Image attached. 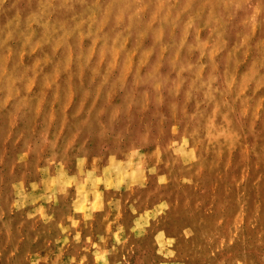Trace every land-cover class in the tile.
<instances>
[{
  "label": "rangeland",
  "instance_id": "1",
  "mask_svg": "<svg viewBox=\"0 0 264 264\" xmlns=\"http://www.w3.org/2000/svg\"><path fill=\"white\" fill-rule=\"evenodd\" d=\"M0 264H264V0H0Z\"/></svg>",
  "mask_w": 264,
  "mask_h": 264
}]
</instances>
